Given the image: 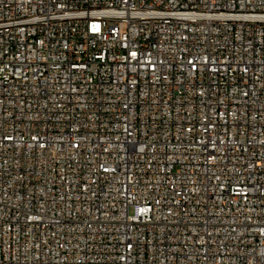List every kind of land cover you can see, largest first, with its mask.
<instances>
[{
    "label": "built area",
    "instance_id": "2783aa9c",
    "mask_svg": "<svg viewBox=\"0 0 264 264\" xmlns=\"http://www.w3.org/2000/svg\"><path fill=\"white\" fill-rule=\"evenodd\" d=\"M0 264H264V0H0Z\"/></svg>",
    "mask_w": 264,
    "mask_h": 264
}]
</instances>
